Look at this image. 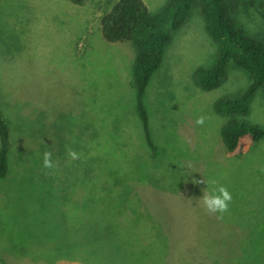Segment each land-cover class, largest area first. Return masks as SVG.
<instances>
[{
  "label": "rangeland",
  "instance_id": "374dc122",
  "mask_svg": "<svg viewBox=\"0 0 264 264\" xmlns=\"http://www.w3.org/2000/svg\"><path fill=\"white\" fill-rule=\"evenodd\" d=\"M116 1L0 0V108L12 143L0 178V264H264V137L246 136L228 154L226 118L214 110L247 90L248 74L231 62L219 88L195 84L218 46L194 5L145 93L152 152L135 48L100 30ZM167 1L144 0L153 15ZM260 21L252 8L243 23ZM248 121L264 128L262 90ZM45 152L56 167H43ZM203 179L232 195L222 219L199 201Z\"/></svg>",
  "mask_w": 264,
  "mask_h": 264
},
{
  "label": "trees",
  "instance_id": "16d2710c",
  "mask_svg": "<svg viewBox=\"0 0 264 264\" xmlns=\"http://www.w3.org/2000/svg\"><path fill=\"white\" fill-rule=\"evenodd\" d=\"M69 1L75 5L85 2ZM194 5H199L206 31L218 46L215 64L197 69L195 84L204 91L219 88L227 78L231 62L245 70L251 82L241 96L225 97L214 104L216 113L226 118L221 136L226 152L232 154L246 136L255 140L264 137V128L248 121L255 93L262 90L264 96V0H168L155 15L144 0H117L101 16L100 30L106 41L131 42L135 48L132 74L136 106L147 144L155 152L144 103L145 93L163 61L172 34L186 24ZM252 8L260 15L262 25L259 22L253 26L243 23L247 16L250 17ZM11 146L10 127L0 108V178L7 175Z\"/></svg>",
  "mask_w": 264,
  "mask_h": 264
},
{
  "label": "clouds",
  "instance_id": "9594fccd",
  "mask_svg": "<svg viewBox=\"0 0 264 264\" xmlns=\"http://www.w3.org/2000/svg\"><path fill=\"white\" fill-rule=\"evenodd\" d=\"M205 119L206 118L204 116H200L196 119L195 123L199 126H203L205 123ZM67 154L69 158L72 160L79 159L78 153L72 149H69ZM56 166L57 165L52 160V153L45 152L43 154V167L47 169H52ZM196 183H206L207 184V188L202 190L203 195L199 199L202 207L205 209V211L208 214L214 215L216 213H219L220 215L217 218L222 219L223 214L228 212L229 204L232 201V195L230 191L228 190V188L224 185H218L210 192L207 190L209 182L203 179L201 181H196ZM211 183L215 184L216 182L212 181Z\"/></svg>",
  "mask_w": 264,
  "mask_h": 264
},
{
  "label": "crops",
  "instance_id": "0c3cea01",
  "mask_svg": "<svg viewBox=\"0 0 264 264\" xmlns=\"http://www.w3.org/2000/svg\"><path fill=\"white\" fill-rule=\"evenodd\" d=\"M81 47V46H80ZM57 264H80L77 261H73L70 259H60V257L57 258Z\"/></svg>",
  "mask_w": 264,
  "mask_h": 264
}]
</instances>
